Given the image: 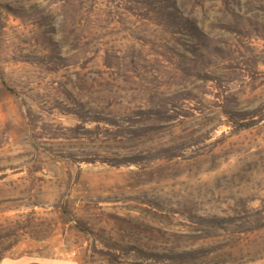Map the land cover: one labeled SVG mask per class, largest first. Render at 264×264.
<instances>
[{
  "label": "rangeland",
  "instance_id": "rangeland-1",
  "mask_svg": "<svg viewBox=\"0 0 264 264\" xmlns=\"http://www.w3.org/2000/svg\"><path fill=\"white\" fill-rule=\"evenodd\" d=\"M264 264V0H0V263Z\"/></svg>",
  "mask_w": 264,
  "mask_h": 264
},
{
  "label": "crops",
  "instance_id": "crops-1",
  "mask_svg": "<svg viewBox=\"0 0 264 264\" xmlns=\"http://www.w3.org/2000/svg\"><path fill=\"white\" fill-rule=\"evenodd\" d=\"M0 264H12L11 262H2Z\"/></svg>",
  "mask_w": 264,
  "mask_h": 264
}]
</instances>
